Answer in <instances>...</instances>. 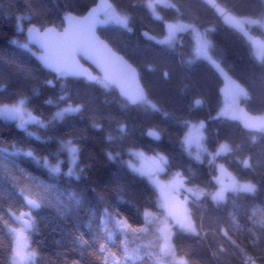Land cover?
<instances>
[{"label":"trees","instance_id":"trees-1","mask_svg":"<svg viewBox=\"0 0 264 264\" xmlns=\"http://www.w3.org/2000/svg\"><path fill=\"white\" fill-rule=\"evenodd\" d=\"M96 1L0 0V103L26 96L28 108L45 120L69 104L82 105L80 111L65 113L62 120L54 121L47 129L27 122L28 129L38 131L42 137H52L47 144H41L34 137L26 138L24 130L17 127L18 121L0 116V142L31 144L38 152L46 154L44 152L57 149V138H70L79 148L75 165L78 179L63 174L50 178L46 170L31 160L20 157L17 161L29 172L56 185L46 193L45 205L34 210L39 231L28 233L31 246L44 254L42 264H48L49 258L59 261L64 254L76 256L77 253L70 250L79 247L76 237L80 233L91 242L92 248L97 246V237L107 241L113 249L118 248V243L107 237V230H113L117 241L124 238L123 233L114 229V213L127 217L134 225L141 222V210L146 207L156 216L162 215L158 191L145 176L124 164L131 149H139L146 155L163 154L169 169L165 175L180 172L188 186L200 185L214 190L217 185L211 177L217 174L218 166H225L238 180L251 179L259 183L260 191L255 195L229 191L228 203L219 209H212L210 203L204 209V201L192 204L197 217L205 213L206 225L209 214L226 221L229 213H234L244 223L250 208L264 203V130L247 129L239 119L242 107L253 114L264 115V57L258 59L254 55L247 36L203 0H170L173 6L158 5L161 17L152 14L148 0H111L113 13L128 17L127 26L107 22L98 31L139 71L147 99L131 105L104 80L90 83L84 77L57 76L45 70L37 59V49L26 41L25 29L18 28V13H25L24 25L47 19L62 28L60 17L66 7L83 15ZM217 2L235 20L264 18V0ZM32 9H39L43 17L34 16ZM171 21L193 27L176 30L174 39L162 44L160 41L168 35L166 25ZM204 28L211 45L205 55L197 56V32ZM253 28L257 35L263 36L260 26ZM145 32L155 39L146 37ZM215 62L244 87L243 92H238L237 103L225 104L220 93L223 82ZM50 78L54 86L45 83ZM49 99L52 104L46 103ZM199 99L202 103L198 105L196 100ZM189 122L198 123L195 132L198 137L203 136L206 152L201 153L197 143L187 140ZM150 129L159 133L158 139L147 134ZM185 141L191 145L194 155L184 148ZM222 143L228 144L231 150L216 155L213 160L209 153L215 155ZM197 154L200 160L196 159ZM244 159L249 160L251 167H244ZM61 160L64 171L66 152L61 153ZM10 203L15 209L24 206L23 199L0 174V213L9 220L6 208ZM103 219H107V230ZM11 243L0 224V264H6ZM139 243L129 236L131 248ZM174 243L184 252L205 257L208 264H217L208 256L205 241L178 235ZM149 249L141 247L143 264H154ZM150 250L156 251L155 248ZM228 264H240L231 249Z\"/></svg>","mask_w":264,"mask_h":264},{"label":"snow or ice","instance_id":"snow-or-ice-1","mask_svg":"<svg viewBox=\"0 0 264 264\" xmlns=\"http://www.w3.org/2000/svg\"><path fill=\"white\" fill-rule=\"evenodd\" d=\"M203 2L209 7L214 8L221 15H224L226 20L231 21L233 19L219 5L217 0H203ZM147 6L152 9L154 15H158L155 12L152 0H148ZM109 7L111 5L108 2L96 5L89 10L87 15L91 16L98 9H107ZM32 14L43 17V13L39 9H32ZM113 15L119 23L127 26V16H120L116 13H113ZM24 17L25 13L17 14L18 20ZM75 18L74 10L70 7H66L60 17L61 21L68 22H71ZM251 22L258 23L259 21L253 20ZM191 27H193L192 24L182 23L169 25L168 35L160 43L171 42L175 37L176 30ZM29 33L30 38L41 39L43 41L42 47L45 48H47L46 41L50 35L55 34L65 39L70 38L68 29H64L62 33H58L56 24L47 19H42L40 22L30 25ZM143 34L149 37L147 32ZM149 38L155 39L154 37ZM197 39L200 42L197 54H206L211 41L205 39L199 32H197ZM24 47H27V45H24ZM39 60L45 70L57 76H67L69 74L76 76L84 75L88 82L95 81V77L80 71L75 66L65 68L52 63L46 54L39 57ZM45 83L49 86H54V80L51 78L47 79ZM63 98L65 97L61 96V99ZM27 99L26 96H20L14 102L0 103V113L10 117H17L19 119L17 127L24 130L25 137H34L41 144L49 143L52 137H41L33 132H29L26 127L28 121H32L47 129L54 121L62 120L66 112L76 113L82 107V105L73 106L69 104L67 107L54 112L48 120H45L39 114L33 115L32 111H26L25 105ZM46 103L52 104L53 102L49 99ZM200 103V100H196V104L199 105ZM25 116H27V120ZM200 127L202 128L203 124ZM152 135L158 137L157 133H152ZM57 145L55 151L44 152L46 154H42L31 144L25 145L18 141L10 143L0 142V174L3 175L11 188L15 189L16 194L24 201V206L19 209L13 208L11 203L7 206L6 211L11 220L5 218L3 213H0V224L3 225L4 230L12 241L7 254L6 264H42L44 260V254L31 246L28 233L39 231L38 218L35 216L34 210H39L45 205L46 193L56 188V185L46 181L41 176L29 172L21 167L17 161L20 157L31 160L37 167L46 170L50 178H58L63 174L65 177H75L78 179L79 176L74 171L78 160V146L70 138H57ZM9 149H11L10 152ZM65 150L70 157V166L67 167L66 172L62 170L64 161L61 160V153L65 152ZM230 150L228 144L222 143L219 145L215 155L212 153H209V155L214 160L216 155ZM10 157L14 159H9ZM196 159H201L199 154H197ZM160 160L167 163V157L164 155L160 156ZM209 162L211 163V160ZM242 163L246 168L251 167L248 159H244ZM219 172V175L211 177V180L217 185L214 190H209L206 186L200 185L188 186L180 172L175 174L166 189L156 177L147 175L148 182L160 193L158 206L165 212L163 219L157 217L147 207L141 210L142 219L136 225L130 223L127 217H119L114 213L112 214L114 229L123 233V239L117 241L115 231L107 230V219H103L102 224L105 226V230H107L108 240L118 243V248L113 249L107 241L100 237L96 238L97 246L92 248L91 242L84 238L83 233H80L76 237V243L79 247H73L70 250L77 253L76 256L69 257L67 254H64L59 261L55 258H49L48 264H137V261L143 264L142 246L156 249L155 252H149L154 264H208L205 257L197 256L193 253L189 254L178 249L176 243H174L178 235L205 241L208 256L215 260L217 264H228L229 249L232 250V255L239 259L240 264H264V203L254 204L250 208L249 215L246 217L244 223L234 213H229L226 221L209 214V223L207 225L204 222L205 213L201 212L197 217L191 206L192 204L204 201L202 205L204 209L208 208L209 203L212 209H219L228 203L230 199L228 195L229 191L232 193H251L253 195L260 191L258 182H253L251 179L238 180L231 173L226 172L223 166H219ZM141 175H145V173L141 171ZM181 188H184L189 196H186L184 199H176V207L179 209V212H177L170 206L169 200L174 199L172 193L179 191ZM121 199L123 198L121 197ZM154 224L155 229L153 230ZM129 236L135 237L140 243L136 247L131 248L129 246ZM149 236H151V239H146ZM241 237H243L242 241L240 240ZM85 257L88 259L86 260Z\"/></svg>","mask_w":264,"mask_h":264},{"label":"water","instance_id":"water-1","mask_svg":"<svg viewBox=\"0 0 264 264\" xmlns=\"http://www.w3.org/2000/svg\"><path fill=\"white\" fill-rule=\"evenodd\" d=\"M105 2H108L111 7L107 9L101 8L91 16L87 15L94 6ZM113 8L114 5L111 0H97L83 15L74 13L76 18L71 22L63 21L62 28L56 26L58 33L68 29L70 38L65 39L55 34L50 35L46 41L47 48L42 47L43 41L41 39L30 38L29 26L35 23H29L26 26L24 31L25 38L31 46L37 49L39 62V57L46 54L54 64L65 68L75 66L80 71L95 77L94 82L102 78L110 86L114 87L129 104L136 105L147 99V90L140 79L138 69L122 53L116 51L98 31L100 27L108 22L104 14ZM169 25H176V23L172 21L167 23V32ZM262 42V36L256 35L251 39L250 44L252 48H255L261 45ZM214 64L223 82L220 88V93L223 97L232 100L234 92L244 91V87L227 73L219 62ZM68 76L86 78L84 75L69 74ZM239 119L242 125L250 130H259L264 126L263 116L249 112L246 107L240 109ZM152 133H157L158 137L152 135ZM147 134L155 139L160 136L155 129H150ZM144 157L154 166L159 175L168 173V167L159 157L146 154H144ZM225 171L230 173L227 169Z\"/></svg>","mask_w":264,"mask_h":264},{"label":"rangeland","instance_id":"rangeland-1","mask_svg":"<svg viewBox=\"0 0 264 264\" xmlns=\"http://www.w3.org/2000/svg\"><path fill=\"white\" fill-rule=\"evenodd\" d=\"M152 2L154 3V6H155V12L158 15H154L152 9H150V8L149 9L152 12V14L154 16H156V17H161L160 12L158 10V5L173 6V2L170 1V0H152ZM147 4H148V2H147ZM104 17L108 20V22L118 23L117 19L113 15V11L112 10L107 11L104 14ZM253 20H256V21H259V22L258 23H252L251 21H253ZM227 22H229L230 24H232L236 28H239L247 36L249 41H251V39L254 38L257 35L255 33L253 27L260 26L262 28L263 36L262 35L261 36L263 37V42L258 47L253 48L254 55L258 59H262L264 57V18H249V19L248 18H240V19H237V20L232 19L231 21L227 20ZM27 25L28 24L24 25L22 23V19L18 20V28H19V30L25 29ZM209 27L207 26L206 28H209ZM206 28H204L203 30H198V32L201 33L202 36L205 39L208 40V36L206 35L207 34ZM176 34L177 33H175V36H176ZM198 47H200V42L199 41H197L196 51H197ZM203 55H205V54H203V53L197 54V56H203ZM239 95L240 94L238 92H235L233 94L232 102H236L237 103L238 99L240 97ZM230 102H231L230 100L225 98V104L227 103V105H228ZM147 103H149L151 105H154L152 102H147ZM73 106H75V105H73ZM25 109H26V111H31L28 108L27 105H25ZM32 114H33V112H32ZM0 116L3 117V118H6V119L16 120V121L19 122V119L17 117L6 116V115H4L2 113H0ZM262 116L264 117V115H262ZM25 119L27 120V116H25ZM30 122H32V121H30ZM197 126H198V123L189 122L188 125H187V130H188L187 133H188V135H194V132H195L194 130L197 128ZM27 130L29 132L35 133L37 136H41L38 131H33V130L28 129V128H27ZM262 130H264V126L262 127ZM202 137L203 136H199V139L201 140ZM189 139H190V137H189ZM189 139L187 138V140H189ZM200 140L198 141V146H199L198 149H199V151L201 153H204V152H206V145H205V142H204L203 139L201 141ZM184 148L194 155V151L192 150V147H191V145L188 142H184ZM218 148H219V146H218ZM9 151H11V149H9ZM65 152H66V158H67V160H66L67 165H66V167L64 169V172H66L67 171V167L70 166V157L68 156V153H67L66 150H65ZM161 155H163V154H161V153H157L156 154V156H158L159 158H160ZM124 164L127 167H129L132 171H134V172H136V173H138L140 175H141V171H142L143 173H145V175H143V176H145L146 178H147V175H152V176L156 177L160 181L161 185L165 189L167 188L168 184L170 183V181L174 178L175 174L177 173V172H175V173L168 174V175H165V176L164 175H159L157 173V171L155 170V168L152 166V164L148 160H146L144 158L143 152L141 150H139V149H131L130 152H129V156L126 159H124ZM164 164H167V163H164ZM223 167H224V169L226 168L225 166H223ZM74 171L76 172L75 167H74ZM219 174H220V172H219V166H218L216 175H219ZM232 175L235 176L234 174H232ZM225 179H227V177H225ZM158 194H159L158 198H159V202H160V193L158 192ZM186 196H189V194L185 191L184 188L179 189V191L173 192L172 193V197H174V199H170L169 200L170 206L173 207L177 212H179V209L176 207V199H184ZM190 200H191V198H190ZM164 216H165V212L162 209V215L160 217L163 219ZM154 226H155V224H154ZM150 251H152V250L149 249L148 252H150Z\"/></svg>","mask_w":264,"mask_h":264},{"label":"flooded vegetation","instance_id":"flooded-vegetation-1","mask_svg":"<svg viewBox=\"0 0 264 264\" xmlns=\"http://www.w3.org/2000/svg\"><path fill=\"white\" fill-rule=\"evenodd\" d=\"M195 130H196V129H195ZM195 130H194V131H195ZM192 134H193V133H192ZM197 134H198V132H194V135H190V136H189V137H190V139L188 140L189 143H192V142L198 143V141H199L200 139H199V137H198ZM202 139L204 140V138H201V140H202ZM201 140H200V141H201Z\"/></svg>","mask_w":264,"mask_h":264},{"label":"bare ground","instance_id":"bare-ground-1","mask_svg":"<svg viewBox=\"0 0 264 264\" xmlns=\"http://www.w3.org/2000/svg\"><path fill=\"white\" fill-rule=\"evenodd\" d=\"M112 10V9H111Z\"/></svg>","mask_w":264,"mask_h":264}]
</instances>
